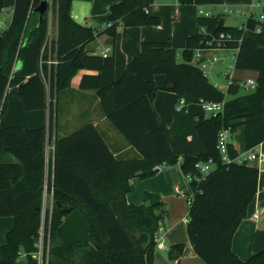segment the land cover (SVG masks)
I'll list each match as a JSON object with an SVG mask.
<instances>
[{
    "label": "trees",
    "instance_id": "trees-1",
    "mask_svg": "<svg viewBox=\"0 0 264 264\" xmlns=\"http://www.w3.org/2000/svg\"><path fill=\"white\" fill-rule=\"evenodd\" d=\"M40 1L15 0L11 23L0 33L3 110L9 88H16L26 111L49 109L48 127L0 128V216L13 218L0 246V264H35L31 255L37 251L43 226L47 170L54 202L79 211L90 229L89 243L64 244L57 229L67 214L54 204L50 228V211L45 217V230L51 235L49 264H154V235L167 214L164 201L158 194L145 192L140 202L130 204L126 196L131 179L152 178L161 170L158 166H179L185 178L191 177L186 194H193L194 200L188 205L187 235L200 259L206 264H264V249L246 261L232 250L233 237L258 192V168L234 161L224 163L218 150L223 129L238 132L242 152L264 143V26L257 31L262 24L251 16L239 28L226 26L223 14L200 15L198 31L187 38L181 53L170 42L144 41L139 54L116 80L115 54H95L86 46L101 35L110 37L114 44L121 26L160 25V17L147 10L146 0L112 4L97 28L72 18L73 0H55L57 40L51 53L44 49L49 13L40 22L35 12ZM178 1L198 6L224 3ZM6 2L0 0V13ZM220 33L233 37L227 47L239 48L235 69L257 72L254 90L240 94V81L234 80L224 92L192 63L194 50ZM50 56L58 59L57 66L48 65ZM82 70L94 73L83 74L79 88L96 92L104 116L139 158L117 159L92 123L68 136H56L54 155L47 154L57 126L59 95ZM159 74L165 77L163 89L186 103L175 111L170 127L162 124L153 106L158 91L155 76ZM200 100L224 101V113L207 116ZM229 152L235 158L239 151L230 143ZM209 160L215 167L202 178L196 164ZM262 182L264 187V175ZM185 248L184 244L169 248L173 264H180ZM21 253L26 255L25 263L19 260Z\"/></svg>",
    "mask_w": 264,
    "mask_h": 264
},
{
    "label": "crops",
    "instance_id": "crops-1",
    "mask_svg": "<svg viewBox=\"0 0 264 264\" xmlns=\"http://www.w3.org/2000/svg\"><path fill=\"white\" fill-rule=\"evenodd\" d=\"M9 1L10 0H7L6 2L4 14H0V33L7 29L11 23L15 0H12L11 9L10 6H8ZM120 1L122 0H73L71 8L72 18L78 24L97 28L99 22L108 15L109 7L112 4L118 3ZM146 3L148 5L147 10L150 12V14L158 17L160 16L163 19L164 17H167L169 13H171L172 15L179 16V19L181 18L180 21L186 18L184 11L191 7L197 8L199 15L195 14L193 17L196 24L195 33L192 31V27L194 26H188L186 29L179 32L180 36H176V33L173 32L167 33L164 31L162 21V23H160L158 26H121L114 44L112 39L106 35L96 37V39L89 43L86 48L99 55H102L103 52L109 48L108 55L111 53L115 54L114 76L116 80H119L122 77L128 63L139 54L141 44L144 41L170 42L172 47H174L178 53H181L186 46L187 38L193 36L198 31V16L201 15V12H210V10H205L202 8V6L182 5L178 0H146ZM213 7L219 8L218 11H223L224 9L229 8L232 10L231 14L235 12L237 15L239 14L240 17H242L238 24L227 25L225 16L229 15L230 13H224L223 15L226 26L240 28L244 26L245 22L250 16L259 21L264 26V21L262 20V17L264 16V0H224L223 4L213 5ZM9 13L10 20L6 21L5 18ZM2 25H4V28ZM214 71H217L218 73V76H215L214 78V80L217 81L216 78H219L220 72L222 70L219 69ZM85 73L91 74L94 72L86 70L80 71V73H78V75L72 79L70 88L64 90L59 95V101L62 97H64V103L66 104V108L63 110L65 120L61 125V131H59L58 114L60 107L58 105L57 126L54 128L52 139H50L49 143L47 144L49 146L46 149L48 151L47 154L53 157L56 136L58 138L68 136L86 124L92 123L98 128L99 132L103 136L115 157L117 159L129 160L126 156H135V153L128 144L123 142V140L111 127L112 125L108 122L100 108V101L96 95V92L84 91L79 88L81 78ZM257 76L258 74L255 71H238L235 69L232 73L233 79L240 82L250 79L256 80ZM221 79L223 82L224 79ZM155 82L158 88L163 89L165 85L164 75H156ZM243 92L244 91L241 90L240 94H243ZM179 101L180 99L178 98L177 106ZM0 103H2V101H0ZM153 106L162 124L166 127H170L174 119H172L171 114L165 112L164 108L159 105L158 96L155 98ZM68 110L72 115L67 113ZM27 112L28 114H26V121L21 123V125H15L18 123H12L11 119L7 120L3 124L0 122V128L14 125L27 129L48 127L49 109ZM70 123H72V125L68 126ZM237 134L238 132L231 135L230 143H232L234 147L239 152H241L240 144L236 138ZM260 147L264 152V143H262ZM248 165L258 168L260 163L259 161L254 160ZM262 165L264 166V163ZM163 170L165 171L162 172ZM163 170H161L160 174L157 176L145 180L140 178L131 179V191L126 196L127 202L130 204L140 202L145 192L158 194L164 201L167 214L165 215L162 225L166 228V248L155 249L154 264H173L172 260L169 258L168 252L169 248L176 244H184L186 246L185 252L180 260V264H206L194 252L187 235L188 203L183 194H186L188 189L187 185L184 190L182 187H180V177H185L181 173L179 166L166 167ZM262 177L263 176L260 177L256 197L249 206L247 217L241 222L232 241V250L242 261L248 260L251 256L264 249V187ZM176 190H180V192L183 194L176 193ZM181 199H183L185 203L180 202L181 204L179 205L177 201H182ZM43 200L46 204L47 210L51 211L54 205L53 193L51 191H48L47 193L44 192ZM186 205L187 208L185 209L184 206ZM256 213L258 214V218L254 219L253 215ZM12 226V217L0 216V246L5 243L6 234L12 228Z\"/></svg>",
    "mask_w": 264,
    "mask_h": 264
},
{
    "label": "built area",
    "instance_id": "built-area-1",
    "mask_svg": "<svg viewBox=\"0 0 264 264\" xmlns=\"http://www.w3.org/2000/svg\"><path fill=\"white\" fill-rule=\"evenodd\" d=\"M54 4H55V0H49V9H48L49 29H48V35L46 38V42L44 45V49H49L50 53H51V49L53 46V42L57 40V21L54 19V12H53ZM231 12L232 10L227 8V9H224L223 11H217L216 13L201 12V15L212 16L215 14H220V13L224 14V13H231ZM0 14H4V10ZM262 20L264 21V16L262 17ZM262 26L263 25L258 26L256 30L261 31L263 28ZM243 27L244 26L240 28H243ZM202 32L206 33V29L202 28ZM232 41L234 40L230 34L220 33L218 36H212L210 39H208L203 47L195 49L194 54H193V61L195 62V64H197L201 68L204 75L208 79L210 78L214 79L215 76H218L217 71H214V70H219V69L222 70L220 72V76L225 81H223L222 84H219V82H213L212 84H214L215 87H217L220 90H223L224 92H226L229 86L234 82L232 73L235 70L237 53L239 51L238 47L237 48L227 47V44ZM108 52H109V48L106 49V51L103 52L102 55L107 56ZM47 63L49 66H57L59 61L55 56H50V58L47 60ZM48 84H49V80H48ZM221 85L223 86L222 88H220ZM256 86H257V82L256 80H253V79L240 82V87L243 90H245V92H250L254 90ZM199 104L201 108L205 111V114L207 116L217 117L224 113V101L211 102V101L200 100ZM185 105H186L185 100L180 99L179 104L177 106V111L182 110L185 107ZM231 135L232 134L230 133L229 129H223L219 133L218 150L221 153L222 161L224 163H229L231 161H234L240 164L241 163L249 164L250 162L257 160L260 163L258 167L259 175L260 177L263 176L264 166L262 164L264 163V152L262 151L260 147L261 144L248 151H243V152L241 151L238 153V155L235 158H232L229 152V144H230ZM48 147L49 146L47 145V148ZM214 167H215V164L212 160H209L208 162L196 164V168H198L200 172L203 174L202 178H205L211 172V170L214 169ZM157 168L162 169L160 166H158ZM48 176H49V173L47 170L45 174L44 192L47 193L48 191H51L53 193V189L49 188V177ZM186 180L188 183L191 180V177H187ZM198 180L200 179L198 178ZM176 193L183 194L182 192H180V190H176ZM183 195L185 196V194ZM186 200H187L188 205H191V203L194 200L193 194L186 196ZM51 211H50V214L47 220L49 228L51 224ZM47 212L48 210L43 200V210H42L43 226L41 228L40 236L36 244L37 251L31 255V258L35 262V264H49L51 235H50V230H48L47 232L45 230V222H47L45 217H46ZM253 218L257 219L258 214L257 213L254 214ZM165 232H166V228L161 224L157 232L154 235L157 249L166 248ZM22 258H26V255L23 253L20 254L19 260H21Z\"/></svg>",
    "mask_w": 264,
    "mask_h": 264
},
{
    "label": "rangeland",
    "instance_id": "rangeland-1",
    "mask_svg": "<svg viewBox=\"0 0 264 264\" xmlns=\"http://www.w3.org/2000/svg\"><path fill=\"white\" fill-rule=\"evenodd\" d=\"M11 3H12V0H10L8 3V6H10V9L12 8ZM202 8H204L205 10H210V12H212V13H216L219 9L217 7H213V5H209V6L204 5V6H202ZM53 12H54V19H55V11H53ZM195 14L199 15L197 12V8L191 7V8H188L186 11H184V15L186 18L183 19L182 21H180L181 18L179 19V16L172 15L171 13H169V15L167 17H164L163 19L160 16L159 17L161 18V23L163 21V26H164L165 32H167V33L173 32V33H176L175 34L176 36H180L179 32L186 29L188 26H194V27H192V31H194L193 33H195L196 24H195V19L193 18ZM225 18H226V24L227 25H236V24H238L239 20L242 19V17H240L239 14L237 15L235 12H233L232 14L230 13L229 15H226ZM193 19H194V21H193ZM5 20L6 21L10 20V13L7 15ZM193 28H194V30H193ZM181 61H182V59L180 57H178V62H181ZM192 63L195 64L194 61ZM209 80L211 83L217 82V81L219 82V84L222 83V79L220 76H219V78L218 77L216 78L217 81H215L212 78H210ZM223 81H225V80H223ZM222 87L223 86L221 85L220 88H222ZM243 91H245V90H243ZM15 92H16V88H9L7 90V93H6L7 97H6V101H5L6 104H5L4 110H3L4 101H2V103H0V122H1V124L6 122L7 120H11V119H12V121H11L12 123H18L15 125H21V123H24V121H26V118H27L26 114H28V112L24 109L21 99L16 96ZM157 96L159 98V105L164 108L165 112L171 114L172 119H174V114H175V111L177 108L178 96L175 93L170 92V91H166L162 88H158L156 97ZM64 102H65L64 97H62L59 101V107H60L59 108V114H58V130L59 131H61V125H62L63 121L65 120V115H64L63 110L66 108V104ZM67 113H70L69 110L67 111ZM71 125H72V123H70L68 126H71ZM111 127L118 134V136L123 140V142L128 144L126 142V140L123 138V136L113 126H111ZM132 149H133V152L135 153V156L129 155L126 157L128 159H133V158H137V157L139 158L140 157L139 153L134 148H132ZM161 170H163V169H161ZM161 170L157 173V175L160 174ZM164 171L165 170H163L162 172H164ZM142 180H145V179H142ZM180 180H181V184H180L181 186L180 187H182V189L184 190L186 188V185H187V180L183 177L182 178L180 177ZM186 196H187V194H185V198H186ZM181 200L182 201H179V200L177 201L179 205L183 202L185 203V201L183 199H181ZM184 208L186 209L187 205L184 206ZM24 259L25 258H22L20 260V262H24L25 261Z\"/></svg>",
    "mask_w": 264,
    "mask_h": 264
},
{
    "label": "water",
    "instance_id": "water-1",
    "mask_svg": "<svg viewBox=\"0 0 264 264\" xmlns=\"http://www.w3.org/2000/svg\"><path fill=\"white\" fill-rule=\"evenodd\" d=\"M49 9V0H41L35 8V12L39 14L40 22L44 20L45 14ZM4 28V25H2ZM59 210L66 213L64 222L58 227L57 232L62 242L66 245L76 243L87 244L90 242V229L88 222L79 211L72 209L60 202H54Z\"/></svg>",
    "mask_w": 264,
    "mask_h": 264
}]
</instances>
